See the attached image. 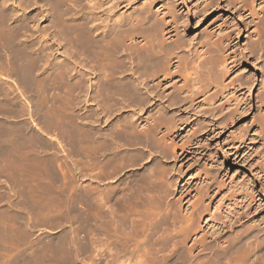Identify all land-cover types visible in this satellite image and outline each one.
I'll use <instances>...</instances> for the list:
<instances>
[{
  "label": "bare ground",
  "instance_id": "bare-ground-1",
  "mask_svg": "<svg viewBox=\"0 0 264 264\" xmlns=\"http://www.w3.org/2000/svg\"><path fill=\"white\" fill-rule=\"evenodd\" d=\"M139 1L0 0V173L18 197L14 206L0 194V264H264V219L237 228L244 217L238 208L211 210L221 186L210 190L206 183L188 200L186 226L178 224L176 203L187 197L168 200L173 225L178 220L177 231L183 226L186 233L182 228L175 240L155 235L170 214L160 203L175 182L167 163L153 157L183 161L199 148L194 138L203 117L219 116L216 109L233 113V102L243 99L232 94L233 79L226 82L232 74L224 76L235 54L219 53L223 28L196 46L170 4L153 10L156 0ZM228 1L240 5L245 26L253 25V50L264 52V0ZM194 2L197 15L210 10V0ZM57 155L72 162V179ZM59 165L68 172L63 182ZM83 199L89 214L81 220L78 210L71 218L88 223L86 240L62 228ZM205 218L210 232L188 246ZM39 222L58 234L32 238ZM170 241L168 255L151 253ZM205 251L212 256L200 260Z\"/></svg>",
  "mask_w": 264,
  "mask_h": 264
},
{
  "label": "rangeland",
  "instance_id": "rangeland-1",
  "mask_svg": "<svg viewBox=\"0 0 264 264\" xmlns=\"http://www.w3.org/2000/svg\"><path fill=\"white\" fill-rule=\"evenodd\" d=\"M210 1H211L210 7H209L210 10L206 13L205 16H201L200 14L197 15V13L199 12H197L198 8L196 7L195 9L194 7L196 6L194 5L195 3L194 0H156L157 3L153 7V10H157L161 4L167 3L172 6L171 8H174L175 13L178 11L177 12L178 17L180 16L179 18L180 19L182 18L181 20L185 21V24H184V26H186L185 36L187 37L188 40L189 39L192 40V43H194L196 46H198L200 43H203L204 41L206 42L210 33L216 32L220 28L224 29V34H222V38L224 42H223V45H221L222 48L220 47L221 52L219 53L221 54V56H224V58L226 57L225 55L226 54L228 55L229 53L231 54L234 53L235 57H234V64L232 65V70L230 69L229 72H226L223 70V75L225 74V72L226 74L224 76L228 74H232L230 75L228 80H226V82H228L230 79H233L234 85H235V91L232 94H235L238 100L239 98L243 99V100L240 99L243 102L242 101H239V102L235 101L236 103L233 102L234 103L233 108H235V109H232L233 113H228V110H229L228 108L224 109L223 111H221L220 109L218 110L216 109V115L218 114L219 116L205 115L203 117L206 120H202L201 130L199 131V133H197L196 137L194 138V140L199 141V146H198L199 148H197L195 152L192 151V153L188 155L185 159H183V161H180V158L179 159L176 158L177 159L176 160L173 157H169L168 158L169 160L163 159L162 158L163 154L161 153L160 155L157 153L156 154L157 157L156 156L153 157L156 160L160 159L161 157V161L163 163L164 162L167 163L169 167V171L172 170L171 172L168 173V175L171 176V178L173 177L174 178V179L172 178L173 183L175 182L174 185L172 183L173 185L171 189L172 194L168 197L169 199H167V201L165 200V202L163 201L164 204L160 203L161 204L160 210L162 209V211H164V209L169 206L167 210L168 211L170 210L169 211L170 214L165 209L164 212L168 213L169 215H168L166 223L163 224L162 225L163 227L161 226L160 229L158 230L159 232L156 231L159 233V235H157L158 233L155 234L156 237L158 236V238L161 236L163 237L167 233L168 237L174 236L173 240H175L176 238H180L181 235L186 233L183 226L182 228L184 231L182 230V228H180L181 230H178V231L177 229L179 228V226H181V224L186 226L183 214L188 215L187 214L189 212L187 211L189 210L187 209L188 208L187 206H189L188 203H190V201L193 200L194 198L193 196L196 197V195H198L197 194L198 190H199L198 193L202 192V189H203L202 187H204L206 183H209L210 190L211 189L214 190L216 186L223 187L221 191L222 193L220 192L217 195L218 197L215 196L211 210H213L214 206L218 205V210L223 208L222 212H226L228 208L230 209V207L231 208L233 207L236 209L238 208L240 213L243 214L244 217L241 220H239L236 224L237 228L253 222L254 219H264V116L261 110V103H262L263 98L262 96H260L263 94L262 92L264 89V78H263L264 77L263 76L264 75V52L263 50L254 51L253 47H251L253 46L252 44L253 38L251 37L253 25L252 26L244 25L243 18L240 15L241 9L239 7L240 6L239 4L235 6L231 4L228 0H210ZM232 1L235 2V0H232ZM236 1H239V0H236ZM44 8H45V11H48L47 8L49 7L44 6ZM132 8L136 9L137 8L136 4H134V7ZM127 12H129V10ZM44 13H47V12H44ZM45 23L46 22H42V25ZM238 27H240L239 32H238ZM236 33L237 35H234ZM222 54H225V55H222ZM62 56L63 58L65 57L64 54ZM258 93H262V94H258ZM229 94L230 93L226 94V97L227 96L228 98L229 96L233 97V95L231 94L229 95ZM242 103L246 104V107L248 108L246 111H242V110L239 111L238 106H240ZM257 125H262L260 126L263 129L262 132L256 130ZM219 127H222L219 131L215 130ZM249 135L250 136L252 135L254 139H249V138L247 139ZM180 137L181 136L177 137L175 141L180 143L181 142ZM142 151L146 156L148 155L146 149H143ZM62 156L63 155L56 156L57 164L60 163L61 166H64L67 168L68 166L67 163H68L69 164L68 168L70 170L71 169L70 163L72 162L70 161V159L68 158L65 159ZM60 165L56 166V168H59ZM82 167L84 168L86 166H82ZM66 168L62 170V174L61 172H59L60 168L57 169V173L59 172L62 175L61 176L58 174L60 176V178L58 179L60 180L64 179L62 177L64 173L67 172ZM69 170H68L69 175H68V172L66 173V175H68L69 177L65 175L64 176L66 178L68 177L69 179H72V176L70 175L71 170L70 171ZM82 170H88V169H82ZM82 172L84 173V171ZM207 173L209 176L208 181L204 179V174H207ZM3 174L4 173H2L0 176H2ZM85 174H86V171H85ZM5 176L6 175L4 174L2 177H0V194L4 195L5 199L7 198L6 200H11L12 201L11 203H13L14 201V203L12 204L14 205L16 202L15 200L16 199L18 200V197L16 194H14L15 192H13L14 186L11 181L12 179L9 178L10 179L9 181L8 177H5ZM66 178L62 180V182L65 181ZM171 178L169 179L171 180ZM88 179L89 177H85L84 180L82 178L81 179L82 183H85V184L88 183L87 181ZM57 182L60 183L59 180ZM6 185H8L9 187ZM14 190H16V187ZM69 192H68L69 195L71 194V196L74 199L75 192H72V191H69ZM68 193L66 191L64 192L65 195H68ZM180 194H181V197L186 196L187 198H185L182 201L183 203L182 202L176 203L178 205V210L177 211L175 210L177 212V217H176L175 216L176 214L173 215V213H171L174 211V207L173 208L170 207L169 201H173V202L177 201V199L180 198L179 197ZM188 200L190 201L188 202ZM215 201L216 202L218 201V202L216 203ZM80 202L81 203L83 202L84 204L83 203L82 204L85 206L80 204ZM80 202L78 201V202L73 203V211L68 213V217L63 222L64 224L62 225V228L67 230V232L70 235H72L73 233L71 232L72 230L77 231L78 236L83 237V239L86 240V238L90 235L89 229H87L89 228L88 223L85 220H83L84 221L83 224L82 223L80 224L79 222H81L80 216L82 215L84 216V214L88 215L90 210L88 211V207H87V205L89 206V204L87 205L85 204V202L88 203L86 200L84 201L81 200ZM163 205H165L166 207ZM181 208H182V212L180 213L179 210ZM78 210L83 211V212L80 211V213H78L80 219L79 220L78 218L72 219L71 218L72 214H74V212L77 213ZM64 211L67 212L68 210L65 209ZM170 215L175 216L179 221L178 220L175 221L176 218L172 217L173 222L175 221L173 225ZM177 221H178L179 226L176 223ZM85 222L87 223L86 225L87 227L83 226ZM39 223L36 225L37 227L34 226L33 224L34 232L32 231V234H33L32 238L37 237L42 240H45V239L48 240L49 238L58 234L56 233V230L58 229L57 227L53 225L47 226V224H44L43 222H39ZM196 225L199 226V220H197ZM80 226L84 230H82ZM65 227H67V229ZM200 227L204 228L202 230L203 232L201 231L197 235H194L191 238V240L187 243L188 246L190 245V242L191 243L193 242L192 239L194 238L197 239L201 234H204L205 232L209 233L211 230L210 226L206 224V218L203 219L202 223L200 224ZM224 230H223L224 233L222 232L223 235L225 233L228 234L230 232V230L228 229L227 231L226 230L224 231ZM181 231H183L184 233L182 234ZM178 232L180 233V236H178L179 235ZM155 235L153 236L155 237ZM154 247H152L154 250L151 249L153 250V252L149 250L150 247L148 250L151 253H154L158 250L157 251L158 254L157 252L156 254L159 257L168 255L172 248L171 241L169 244L158 245V247L161 248L160 250L157 246H154ZM163 247L165 248L164 251H163ZM85 254L87 253L82 254L83 256L80 255V258H82L83 260L85 258L87 259L86 257L87 255ZM156 254H153V255H156ZM211 256L212 255L209 251H205L199 256V258L200 260L201 259L206 260L210 258ZM144 259H145V256L142 255V257H140L138 260L145 261ZM79 262H80L79 264H83V261H79Z\"/></svg>",
  "mask_w": 264,
  "mask_h": 264
}]
</instances>
